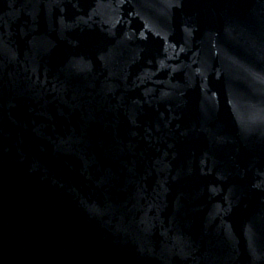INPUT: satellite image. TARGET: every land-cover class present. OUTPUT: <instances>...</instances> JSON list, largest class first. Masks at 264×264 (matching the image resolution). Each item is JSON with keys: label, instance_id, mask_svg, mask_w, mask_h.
I'll list each match as a JSON object with an SVG mask.
<instances>
[{"label": "water", "instance_id": "1", "mask_svg": "<svg viewBox=\"0 0 264 264\" xmlns=\"http://www.w3.org/2000/svg\"><path fill=\"white\" fill-rule=\"evenodd\" d=\"M0 264H264V0H0Z\"/></svg>", "mask_w": 264, "mask_h": 264}]
</instances>
